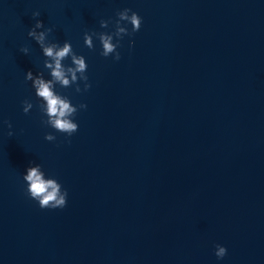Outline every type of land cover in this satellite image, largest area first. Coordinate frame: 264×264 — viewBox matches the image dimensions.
<instances>
[{
	"label": "water",
	"instance_id": "95a60500",
	"mask_svg": "<svg viewBox=\"0 0 264 264\" xmlns=\"http://www.w3.org/2000/svg\"><path fill=\"white\" fill-rule=\"evenodd\" d=\"M125 8L141 26L119 61L84 46ZM36 20L88 66L87 92L55 87L87 105L71 137L25 81L50 79ZM36 164L64 208L26 195ZM0 264H264V0H0Z\"/></svg>",
	"mask_w": 264,
	"mask_h": 264
},
{
	"label": "clouds",
	"instance_id": "9594fccd",
	"mask_svg": "<svg viewBox=\"0 0 264 264\" xmlns=\"http://www.w3.org/2000/svg\"><path fill=\"white\" fill-rule=\"evenodd\" d=\"M40 15L39 12H33L32 18L36 19ZM115 21L101 19L99 26L102 29L108 28L112 23L114 31L111 33L91 32L85 33L83 36L84 46L89 50H94L93 38L99 42L101 51L99 55L107 58L110 55L114 61L120 60V53L117 49L120 47V41L125 36L131 37L139 31L141 26V18L130 9H123L116 12ZM131 25V31L126 25ZM124 25V26H122ZM43 31H37L38 29ZM53 31L52 28H44L41 21L36 20L35 25L29 29L27 36L30 37L42 51L44 57L43 68L49 73L50 79L45 80L43 73H37L35 76L31 71L25 74V81H31L32 88L35 90V97L38 103L39 111L46 119L42 120V125L52 128L56 132L64 134L66 137H71L78 130V125L73 122V117L78 110L87 108L85 104L73 106L66 96H61L55 91L58 85L61 88H68L75 85L74 91L80 93L82 90L77 83H83V91L87 92L91 85L88 83L87 64L83 56L73 52L71 44L64 42L62 46L57 43H52L47 40L48 35ZM115 38V43L113 42ZM132 46L130 40L129 47ZM20 52L27 55L28 48L23 47ZM70 59V66L63 64V61ZM33 107L28 100L22 102V111L27 115ZM8 128L12 125L5 121ZM8 136H12V132H8ZM46 141L52 142L56 139L51 134L44 136ZM70 143V141H68ZM26 183V195L29 199L36 201L40 209H62L66 206L67 190H62L61 185L54 178H45V173L41 170V166L36 164L30 166L26 170V174L22 177ZM214 255L216 258L223 259L227 254L225 247L216 245Z\"/></svg>",
	"mask_w": 264,
	"mask_h": 264
}]
</instances>
